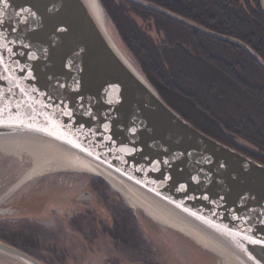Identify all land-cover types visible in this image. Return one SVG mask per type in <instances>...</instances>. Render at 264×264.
Wrapping results in <instances>:
<instances>
[{"label":"water","instance_id":"1","mask_svg":"<svg viewBox=\"0 0 264 264\" xmlns=\"http://www.w3.org/2000/svg\"><path fill=\"white\" fill-rule=\"evenodd\" d=\"M133 1L238 43L264 67L245 41L148 0ZM260 7L264 13V0ZM102 11L101 0H0V144L70 153L77 166L51 167L102 177L130 199L139 220L144 209L197 240L195 224L245 264H264V244L245 238L264 240V163L205 133L169 104L116 41ZM25 181L0 195V217L18 216V206H1ZM93 197L83 190L75 199ZM2 256L46 264L0 238Z\"/></svg>","mask_w":264,"mask_h":264},{"label":"trees","instance_id":"2","mask_svg":"<svg viewBox=\"0 0 264 264\" xmlns=\"http://www.w3.org/2000/svg\"><path fill=\"white\" fill-rule=\"evenodd\" d=\"M102 1L126 51L165 100L203 131L264 163V67L238 43L152 7L133 0ZM148 1L245 41L264 60L260 0ZM235 137L245 143L235 144ZM32 222L0 217V238L30 253L24 245L34 234L42 240L43 234Z\"/></svg>","mask_w":264,"mask_h":264},{"label":"rangeland","instance_id":"3","mask_svg":"<svg viewBox=\"0 0 264 264\" xmlns=\"http://www.w3.org/2000/svg\"><path fill=\"white\" fill-rule=\"evenodd\" d=\"M102 4L107 26L119 45L126 51V47L117 32V27L103 1ZM131 59L144 74L135 58L131 57ZM180 83L178 82V84ZM235 138V144H238L237 142L245 143V140ZM23 144L28 146L17 142L0 144V195L18 181L26 179L25 186L18 190L1 208H12V205H16L18 207L14 209L13 214H18V216L15 215V218H28L33 221V225L36 224L35 227L43 228L42 240L37 234H34L27 243L29 246H24L30 248V250L40 252L39 259L44 263L235 264L218 249L205 243H200V239L196 240L195 237V239L189 237L183 230L166 224L159 218L150 217L144 209H139L140 220L134 216L135 219H130L129 217L127 221L133 231L132 234L127 235L125 233L121 235L119 233L120 229H115L118 231V238L122 239L124 237L122 239L123 244H120V242L114 243L110 232L100 230L95 232V240L93 241L89 240L84 233L83 238H81L82 236L79 232L81 229L75 220V216L80 211L93 209L99 218H103L110 226H113L116 221V226L122 224V227L126 228L121 218L111 216V208L116 207V211H121L124 208L121 205L123 204L125 206L123 213H128L123 215V217L130 216V212L133 216L130 199L123 197L117 190L115 191L100 176L98 177L99 180L95 182L93 180V177H96L95 175L73 170L72 168H52L51 166L37 168V166L40 167L41 164H44V159L41 157L40 161V155L37 156L34 150L40 151L42 148L40 149L38 144ZM32 151L34 154L31 153ZM36 161L40 165L36 164ZM32 169H36V172L30 175ZM102 182L108 185L107 188L115 191L113 197H108L109 195H106L107 192L101 191L99 183ZM26 189L28 190L26 193L27 197L21 198L18 202V195ZM83 190H90L94 197L89 200L77 201L75 197ZM11 217L14 216H9L8 218ZM133 221L136 222L135 225ZM93 223H89V227ZM98 228H100V225ZM34 231L36 233L35 228ZM140 233L144 237L140 236ZM18 242L20 244L24 243L22 240ZM93 242L95 243L93 244ZM38 246L41 248L40 250L33 248ZM47 247L50 249H46ZM116 247L123 250H118ZM51 251H57V253H49ZM43 255L47 257L53 256L57 261H49L43 258ZM0 262H3V264H16L14 261L5 260L4 258H0Z\"/></svg>","mask_w":264,"mask_h":264},{"label":"flooded vegetation","instance_id":"4","mask_svg":"<svg viewBox=\"0 0 264 264\" xmlns=\"http://www.w3.org/2000/svg\"><path fill=\"white\" fill-rule=\"evenodd\" d=\"M93 180H95V182L97 181V180H99V178L98 177H93ZM99 185H100V188H101V191H103V192H107L106 193V195L108 194L109 196L108 197H113L114 196V194H115V191L114 190H112V189H110V188H107L108 187V185L106 184V183H99ZM118 201V200H117ZM118 203H120L119 201H118ZM122 205V207H124V208H122V212L120 211V210H117L116 211V207H112L111 208V216H118L119 218H121V220L125 223V226H126V228H124V227H122V228H119V227H117L116 226V221L114 222V224H113V226H110L109 225V223L107 222V221H105L103 218H99V216L95 213V210H93V209H91V210H82V211H80L79 212V214H77V216H75L76 218H75V220H76V223L78 224V226H80V229L81 230H87V231H79L80 232V235L82 236L81 238H83V233H84V235L85 236H87V238L89 239V240H91V241H93V240H95V232L97 231V230H100V231H103V232H110L111 234H112V240L114 241V243L116 242H120V244H123V241H122V239L124 238H122V239H120V238H118V236H117V232L118 231H116L115 229L116 228H119L120 229V231H119V233L121 234V235H123V234H127V235H130V234H132L133 233V231L131 230V228L129 227V225H128V219H129V217H130V219L131 218H133V219H135V217H134V215L132 216L131 215V212H130V216H128V217H123V215H125V214H128V213H123V210L125 209V206L123 205V204H121ZM128 210L130 211V209L128 208ZM125 211V210H124ZM121 213H123L122 215H120ZM133 214V213H132ZM77 218H78V220H77ZM94 222L93 223V225L91 226V227H89V223H91V222ZM117 223H118V221H117ZM133 224L135 225L136 224V222L135 221H133ZM100 225V228H98V226ZM120 225H122V224H120ZM119 226V225H118ZM118 229V230H119ZM116 231V232H115ZM136 232V231H135ZM139 233V232H138ZM136 234H137V232H136ZM140 236H142V237H144L141 233H140ZM137 237H138V239H140V241H141V238L139 237V235L137 234ZM95 242H93V244H94ZM86 245V244H85ZM34 249H38V250H40L41 248L38 246V247H33ZM108 248V247H107ZM116 248H118V247H116ZM46 249H50L49 247H47ZM119 249H122V248H118V250ZM123 250V249H122ZM30 253H32L33 255H35V256H37V257H39L40 258V252H37V251H35V250H30ZM49 253H57V251H51V252H49ZM43 258H45V259H47V260H49V261H52V262H56L57 261V259H55V257H53V256H51V257H47V256H45V255H43ZM56 264V263H55Z\"/></svg>","mask_w":264,"mask_h":264},{"label":"bare ground","instance_id":"5","mask_svg":"<svg viewBox=\"0 0 264 264\" xmlns=\"http://www.w3.org/2000/svg\"><path fill=\"white\" fill-rule=\"evenodd\" d=\"M93 5H94L95 9L99 11L98 13H100V5H98V3H96V2ZM101 14H102V18L105 20L103 11L101 12ZM10 143H15V142H10ZM41 148H42V150H40V151L33 149L37 153V156L40 155L39 156L40 161H41V157L44 159V161H43L44 165H42L41 167H44L45 165L46 166H53V165L62 166V165H64V166H70V167L77 166L75 164V161H74V160H76L75 157H73L70 153L66 154V152H61V150H57L54 148H50L51 149L50 150V149L46 148L45 146H40V149ZM31 153L34 154L33 151ZM36 164H38V163L36 162ZM38 165H40V164H38ZM187 223L192 224L191 222H187ZM193 228H194L193 229L194 235L197 238L203 239L206 242H208L209 245L211 244L212 247L214 246V247L218 248L222 253H224L226 256H228L230 258V260L233 261L235 264H245L243 262V260L236 253H234L233 251L228 249L223 243L214 239L210 235L206 234L197 225L194 224ZM2 257L7 258L4 256H2Z\"/></svg>","mask_w":264,"mask_h":264},{"label":"snow or ice","instance_id":"6","mask_svg":"<svg viewBox=\"0 0 264 264\" xmlns=\"http://www.w3.org/2000/svg\"><path fill=\"white\" fill-rule=\"evenodd\" d=\"M4 3H7V0H3ZM21 11H30V10H25V9H22ZM34 15V13H33ZM3 57L0 56V61H2ZM67 115H71V113H66ZM133 132H135V129H132ZM165 163H167V161H165ZM171 177H168V179H170ZM193 179H196L195 177H193ZM187 189V186L186 185H183L181 186V189L180 190H185L186 191ZM204 199H207L208 197L207 196H204L203 197ZM237 219H239V217H236ZM246 239H249L250 240V243H259V244H264V240H255V239H250L249 237H245Z\"/></svg>","mask_w":264,"mask_h":264}]
</instances>
